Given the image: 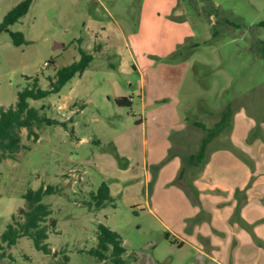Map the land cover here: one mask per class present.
<instances>
[{
	"label": "rangeland",
	"instance_id": "374dc122",
	"mask_svg": "<svg viewBox=\"0 0 264 264\" xmlns=\"http://www.w3.org/2000/svg\"><path fill=\"white\" fill-rule=\"evenodd\" d=\"M22 1L0 0V24ZM141 1L34 0L28 13L9 28L10 33H22L25 43L17 46L9 32L0 34V109L14 106L18 93L35 80L43 90H50L49 79L55 80L60 69L78 62L82 51L94 57L87 70L60 92L30 101L36 108L45 105V115L58 123L44 125L38 141L28 140L24 129L23 142L29 148L15 160L0 161V235L25 205L23 194L54 186L59 193L44 199L57 221V232L47 241L53 252L44 255L31 240L22 238L7 250L8 258L0 264H111L88 253L96 246L99 225L121 235L127 264H139L143 257L152 264H264V200H255L250 208L252 218L249 215L239 222L240 211L234 215L237 218L219 223L222 233L217 235L201 212L191 217V209L211 205L209 198L203 200L210 193L195 186L196 181L203 183V168L189 170L183 164L189 183L185 174L178 175L180 166L176 167L172 150H167L168 142L165 145L161 135L152 138L156 129L188 120L215 126L224 109L225 122L233 119L227 137L237 144L245 134L238 122L253 124L243 143L249 156L237 146L226 151L256 171L250 189L253 183L257 191L264 188V0H179L173 19L188 20L193 32L182 56L162 64L157 58L137 55L135 68L123 69L119 57L107 49L109 39H103L101 30L92 32L98 26L91 23L111 19L130 38L137 32ZM56 43L62 47L53 49ZM180 83L181 89L174 92L177 98L167 97L153 105L145 97L158 89L174 94L171 90ZM120 96L131 100V105L118 106L115 99ZM155 107L165 109L162 115ZM173 109L176 114L171 116ZM185 136L186 150L195 153L201 132H186ZM156 150L165 154L156 156ZM146 164L150 188L144 177ZM130 166L138 175L130 177L131 167L126 176L119 177V171ZM225 174L219 173L220 199H225L221 193L222 184L227 183L222 179ZM102 182L120 183L119 193L113 204L92 212L86 202ZM186 185L191 188L188 194ZM258 209H262L260 215ZM205 222L217 247L206 250L204 262H196L200 255L189 245L181 249L165 238L164 224L190 237Z\"/></svg>",
	"mask_w": 264,
	"mask_h": 264
},
{
	"label": "crops",
	"instance_id": "0c3cea01",
	"mask_svg": "<svg viewBox=\"0 0 264 264\" xmlns=\"http://www.w3.org/2000/svg\"><path fill=\"white\" fill-rule=\"evenodd\" d=\"M179 9V0H142L141 6H140V12H139V20H138V27L136 34L132 35L130 38L127 37V34H124L123 32H119V30L123 31L121 29V26L116 22H114L111 19H107L104 21L103 24L98 23L97 21H93L91 23V26H98L97 29L89 28L88 30L92 29L91 31L96 32L101 30L103 34V39L108 41V50H112L115 52L116 56L119 57V66L121 68H127L133 65V68H135L136 62H137V55L143 58H157L158 60L162 61V64H168L167 61L173 60L175 58L182 56V50L184 49L183 46H185V43H190L193 37V32L190 26V23L186 19H173V16L177 13ZM90 27V26H89ZM114 38V43L112 42ZM188 49H190V46H188ZM181 54H177V53ZM188 53V52H187ZM169 59V60H164ZM183 83H180L179 85H175L178 89L176 90L175 87L171 90V92H179V88L181 89V86ZM176 92V93H177ZM122 97V96H120ZM145 97L150 100V104L156 103L159 105L160 101H163V99H166L169 97L177 98V94H166L161 91H151L150 96L145 94ZM149 104V105H150ZM146 108V105H144ZM162 110L160 115H162L163 110H165L163 107H155L154 111L159 115V112ZM172 115H175L176 112H174V109L172 111ZM224 109L219 112V115H221V118L219 121H217L214 125L216 126L224 117H227L228 114H223ZM231 116V115H230ZM233 121V119H232ZM231 123L227 122L225 126L224 132L219 134L214 140L209 144L207 151H206V158L203 161V163L196 167L192 164L195 162V157L200 151V147L202 145V141L205 139V137L208 134V131L203 130L195 125L196 122L203 123L199 120H188L185 121V123H180L178 125L175 124H169L164 125L160 127V129H156L155 133L152 135V138L155 139L156 137L160 136L163 140H165V145L168 142L167 150L174 153L176 155V167L180 166V173H178L179 176L182 174H185V180L190 183L191 179H188L186 172H183V164L185 163V159L187 158H193L194 161L188 160L190 163L189 170L199 169L200 167L203 168V174H202V180L201 182H195V186H199L201 191L203 193H210V197H204L203 200H206L209 198L211 200V205H214L211 207L203 204L201 209L198 211L197 208L191 209V217L197 216L196 213L201 212L203 215L202 217H205L203 221L210 220L212 224L213 231L219 235V233H222L221 228H219V223H228L230 219L233 217L237 218V216H234L237 214L239 216V212L242 213L240 215L239 222H244V220H247L251 211V207L254 205V202L256 199H261L262 202L264 200V188L257 191L255 190V183L252 184V188L250 189L249 184L251 183L252 179L255 178L256 171L253 172V169L251 170L249 165L246 162H242L241 160L237 161V159H234V157H231L230 154L226 151L229 150L230 146H237V150L242 152V154L248 155V147L244 146V140L246 137L253 131L254 126L252 123H250L248 120H240L238 122V126L243 130H245V134L243 136V140L238 141V145L236 141L231 139L230 137H227L230 131V128L232 126ZM204 124V123H203ZM206 125V124H205ZM207 126V125H206ZM215 126H210L209 128H213ZM230 126V127H229ZM208 127V126H207ZM186 132H193L195 134H199L201 132L202 136L200 137V144L199 148L196 150L195 153H190L189 149L186 150V143L184 139H186ZM206 133V134H205ZM259 134V133H258ZM220 138H224L222 140V143L219 144L216 147L212 146L218 142ZM252 138L250 137V140ZM221 142V141H220ZM157 145V144H156ZM170 146V147H169ZM211 148V152H209ZM247 152H246V151ZM156 156H162L165 153L161 152L160 150H156ZM253 154V152H252ZM236 158V156H235ZM256 161L255 156L253 155V162ZM206 163V164H205ZM182 165V166H181ZM131 167L123 170V172L119 171V177L126 176L127 172L131 171ZM182 167V169H181ZM133 173H130L133 176L138 175V170H136L135 167H132ZM186 171V170H185ZM197 171V170H195ZM194 171V172H195ZM193 172V173H194ZM226 173L224 176L222 175V179L225 180L227 183L222 184V194L225 196V199H220L221 195H219V173ZM176 175V174H175ZM144 177L146 180V185H150V177L148 172V164L145 166V172ZM175 177V176H174ZM216 179V182L214 184L208 185L204 184V181H212ZM119 179H117L118 181ZM184 180V181H185ZM230 180V182H229ZM190 186V185H189ZM188 185L185 187V192H189L191 188H189ZM254 186V188H253ZM110 191L113 197L116 196V194L119 193V187L120 183H114L110 184ZM150 188V186H149ZM250 189V190H249ZM253 190V191H252ZM252 191V192H251ZM188 194V193H187ZM186 194V195H187ZM224 205L225 208L221 209L219 206ZM262 209H258V213H262ZM219 212L220 216H219ZM220 217V218H219ZM243 217V218H242ZM252 218V216H251ZM237 221V222H238ZM188 226L187 224H185ZM199 231L193 230L190 235V237L178 234V228L173 227L164 224V229H166V233L170 235L171 240H167L172 243H177L179 247L182 249L183 247H186V245H189L191 249H194L198 255L199 258H197V263L204 262L205 257L207 256V249L216 248V244L213 243V238L211 237L210 231L206 228L208 224L202 223L200 225ZM191 230V229H190ZM182 231V230H179ZM216 235H214L215 237ZM199 238L202 246V248L197 246L195 243L197 242V239ZM210 260V259H209ZM203 264H211L209 261L204 262ZM219 264V262H217Z\"/></svg>",
	"mask_w": 264,
	"mask_h": 264
},
{
	"label": "trees",
	"instance_id": "16d2710c",
	"mask_svg": "<svg viewBox=\"0 0 264 264\" xmlns=\"http://www.w3.org/2000/svg\"><path fill=\"white\" fill-rule=\"evenodd\" d=\"M33 2L34 0H23L14 7L0 24V34L3 32L10 33L9 28L28 13ZM10 34L15 45L20 46L25 43L22 33L11 32ZM93 59V55L82 51L78 62L60 69L56 73L55 80L49 79L50 90H43L39 86V80H35L33 84L18 93L17 102L14 106L8 109H0V161L15 160L22 150L29 148L23 142L24 129L27 131L26 137L28 140L38 141L40 138L39 131L44 125H55L58 123L45 115V105L36 108L31 106L30 101L42 100L51 93L60 92L76 75H82ZM115 103L118 106H130L132 101L125 97H119L115 99ZM225 118L213 128H209L203 123H195L199 128L208 131V134L202 141L200 151L192 165L198 167L203 163L209 144L225 130ZM189 165L190 163L185 159L184 166ZM57 193H59V189L54 186H42L37 190H28L23 194L25 205L13 214L7 229L0 235V262L8 258L7 250L16 246L22 238L31 240L38 252L44 255L52 254L53 251L47 241L51 234L57 232V221L52 217L53 210L51 205L46 204L44 199ZM115 200V197L111 194L109 184L102 182L96 190L89 193V200L86 203L89 210L99 212L113 204ZM165 238L171 240L170 235L167 233ZM95 240L96 246L88 252L91 256L99 261H109L111 264H127L125 258L127 250L123 246L120 234L104 225H99ZM132 258L137 259L135 256H132ZM68 261L69 257L65 256L64 263ZM138 262L139 264H152L148 263L146 257H143Z\"/></svg>",
	"mask_w": 264,
	"mask_h": 264
},
{
	"label": "water",
	"instance_id": "95a60500",
	"mask_svg": "<svg viewBox=\"0 0 264 264\" xmlns=\"http://www.w3.org/2000/svg\"><path fill=\"white\" fill-rule=\"evenodd\" d=\"M62 47V45L61 44H59V43H56L55 44V46L53 47V49H58V48H61Z\"/></svg>",
	"mask_w": 264,
	"mask_h": 264
}]
</instances>
